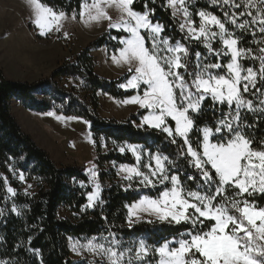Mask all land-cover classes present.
<instances>
[{"label": "snow or ice", "instance_id": "snow-or-ice-1", "mask_svg": "<svg viewBox=\"0 0 264 264\" xmlns=\"http://www.w3.org/2000/svg\"><path fill=\"white\" fill-rule=\"evenodd\" d=\"M135 3L83 0L71 19L109 22L111 38L119 46V55L112 60L126 65L129 73L119 87L134 93L122 103L145 110L138 129L159 134L163 142L175 146V154L169 155L160 148L118 145L121 154L130 153L135 161L117 169L126 182L123 190L139 193L124 205L128 228L147 223L178 226V232L159 244L144 239L124 242L109 232L86 243L77 240L72 250L98 257L99 264H264V206L254 199L256 194L264 197V140L254 146L246 131L253 126L246 122L248 113L264 115V0H210L218 5L219 16L203 9L190 11L191 0H167L172 27L175 30L178 24L180 38L156 18L149 0L142 11ZM27 4L30 23L41 37L62 32L68 19L64 10L43 0ZM110 9L120 14L115 22ZM246 33L258 45V54L240 46ZM194 45L205 51L194 50ZM249 57L259 60L258 69L241 62ZM208 109L214 113L212 122L201 125L199 118ZM87 176L93 189L85 211L101 203L95 164ZM19 178L23 181V174ZM7 192L16 195L11 187ZM11 211L19 215L15 206Z\"/></svg>", "mask_w": 264, "mask_h": 264}, {"label": "trees", "instance_id": "trees-1", "mask_svg": "<svg viewBox=\"0 0 264 264\" xmlns=\"http://www.w3.org/2000/svg\"><path fill=\"white\" fill-rule=\"evenodd\" d=\"M43 2L71 16L74 11L80 10L83 0ZM144 2L136 0L135 9L142 11ZM163 2V8L161 0H154V3L149 0L148 6L155 7L156 18L167 23L169 32L180 38L178 24L175 30L172 27L171 9L166 7L167 0ZM191 5L194 7H190V11L203 9L221 15L218 5H211L210 0H191ZM236 35L240 36L241 33L237 31ZM240 46L252 48L258 54V45L251 41L250 33L244 34ZM102 48L118 51L119 46L111 38L110 32L88 44L73 59L55 70L49 79L34 83L10 80L0 69V210H3V215H0V262L84 264L86 260L75 263L72 259L71 244L77 240L86 243L88 239L107 236L109 232L124 242L144 239L159 244L164 239L176 237L178 226L140 223L130 229L126 224L124 205L133 202L139 193L123 190L126 182L119 178L117 167L121 164L131 165L135 161L130 153L121 154L118 145L131 143L144 145L146 149L160 148L169 155L175 154V146L163 142L159 134L138 129L134 125V121H139L137 116L122 123L100 116V93L120 101L134 94L119 87L124 78L109 81L96 73L92 53ZM193 49L205 51L199 45H194ZM241 62L245 66L259 68V60L250 57ZM56 80L71 81L74 87L67 91ZM257 86L261 85L258 83ZM245 95L248 96L247 93ZM13 100L29 111L42 114L55 111L65 117L84 120L90 125V134L96 148L94 164L101 184L100 204L83 210L87 204V194L93 189L87 170L76 165L58 166L49 153L21 129L11 111ZM205 104L207 107L208 102ZM213 114L208 109L198 122L201 125L210 124ZM246 122L253 125L246 131L254 139V146H257L264 140V115L248 113ZM21 174L24 176L23 181L19 178ZM81 183L86 187L82 188ZM27 185L32 186L30 190H27ZM8 187L15 191V196L7 192ZM143 191L155 195L151 190ZM254 199L259 206H264V197L256 194ZM13 206L19 215L11 211ZM62 209L68 211L72 218H61L59 212ZM94 259L99 264L98 257L88 261Z\"/></svg>", "mask_w": 264, "mask_h": 264}, {"label": "rangeland", "instance_id": "rangeland-1", "mask_svg": "<svg viewBox=\"0 0 264 264\" xmlns=\"http://www.w3.org/2000/svg\"><path fill=\"white\" fill-rule=\"evenodd\" d=\"M29 13L27 0H0V69L10 80L34 83L49 79L55 70L73 59L88 44L109 32L107 20L84 23L67 15L61 33L41 37L30 23ZM109 14L114 22L119 19L118 10L110 9ZM65 32L67 38L63 34ZM113 55L118 56L119 51L102 48L92 53L96 73L109 81L125 79L129 75L127 66L114 62ZM56 82L67 91L74 87L71 81ZM99 100L100 116L106 120L122 123L133 116L139 118L140 113L145 111L138 105L123 104L104 93H100ZM11 111L21 129L47 151L58 166L76 165L88 170L94 164L95 142L90 134V125L84 120L65 117L55 111H52L55 115L29 111L16 100L11 102ZM138 122L134 121V125ZM121 175H118L120 179ZM31 187L27 185V190ZM59 216L72 218L63 209ZM72 244L75 263L94 258L87 252L77 254L72 250ZM149 258L155 260L154 257Z\"/></svg>", "mask_w": 264, "mask_h": 264}, {"label": "built area", "instance_id": "built-area-1", "mask_svg": "<svg viewBox=\"0 0 264 264\" xmlns=\"http://www.w3.org/2000/svg\"><path fill=\"white\" fill-rule=\"evenodd\" d=\"M48 114H49V112H48Z\"/></svg>", "mask_w": 264, "mask_h": 264}]
</instances>
